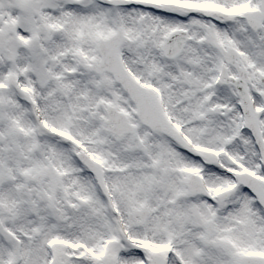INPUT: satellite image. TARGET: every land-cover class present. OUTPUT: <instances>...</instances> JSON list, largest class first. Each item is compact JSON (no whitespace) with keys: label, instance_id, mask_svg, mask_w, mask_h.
I'll return each instance as SVG.
<instances>
[{"label":"snow or ice","instance_id":"snow-or-ice-1","mask_svg":"<svg viewBox=\"0 0 264 264\" xmlns=\"http://www.w3.org/2000/svg\"><path fill=\"white\" fill-rule=\"evenodd\" d=\"M0 264H264V0H0Z\"/></svg>","mask_w":264,"mask_h":264}]
</instances>
